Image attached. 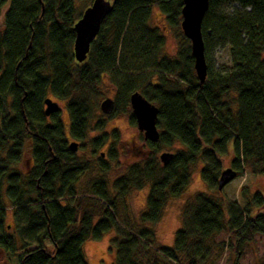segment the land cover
Wrapping results in <instances>:
<instances>
[{
  "label": "trees",
  "instance_id": "16d2710c",
  "mask_svg": "<svg viewBox=\"0 0 264 264\" xmlns=\"http://www.w3.org/2000/svg\"><path fill=\"white\" fill-rule=\"evenodd\" d=\"M78 1H87L82 10L77 0H0V252L20 251V264H88L84 243L115 231L111 264H207L215 238L226 234L234 240L227 246L234 249L233 264H239L246 245L264 237L262 192L246 198L245 207L210 191L194 194L181 209L182 228L171 248L157 244L154 226L186 191L199 160L209 189L218 188L227 170L235 178L244 170L264 177V0L210 1L202 23L203 85L180 26L183 0H110L113 9L82 63L73 55V27L93 0ZM226 3L242 9L226 14L219 9ZM153 7L179 33L174 57L161 54L165 38L150 25ZM212 44L229 48L230 67H214ZM104 75L119 87L108 117L125 111L138 91L159 109L160 138L148 142L151 153L143 163L112 185L102 177L79 193L91 167L70 149L59 111L45 115L44 101L51 94L66 102L69 135L80 146L104 125L94 122L92 105ZM130 121L136 124L133 114ZM106 142L101 136L94 148ZM230 144L233 157L224 167ZM168 149L174 153L164 166L158 154ZM26 152L33 165L23 172ZM108 153L116 155L113 148ZM97 165L102 175L108 172L104 159ZM145 187L139 228L120 223L118 202ZM7 204L14 210L12 232L5 224Z\"/></svg>",
  "mask_w": 264,
  "mask_h": 264
},
{
  "label": "rangeland",
  "instance_id": "374dc122",
  "mask_svg": "<svg viewBox=\"0 0 264 264\" xmlns=\"http://www.w3.org/2000/svg\"><path fill=\"white\" fill-rule=\"evenodd\" d=\"M87 4V1H78L76 6L79 10ZM220 11L226 14H232L236 10H241V6L237 3L222 4ZM151 27L157 28L164 36V46L161 54L169 57L176 56L179 33L176 29L169 26L165 17L160 13L157 7H153L151 16ZM181 31V30H180ZM120 54V52H119ZM208 54L211 62L216 69L226 68L231 66L230 54L228 47L212 44L209 47ZM120 56H118L119 59ZM118 68V65H116ZM149 72V71H148ZM151 72V71H150ZM98 95L92 96V105L95 108L94 122L104 120V125L99 130L90 132L87 138L77 148V158L80 161L88 162L91 171L86 173L78 183V191L84 192L85 188L95 179L106 178L110 185L117 178L124 175L129 168L136 164L143 163L150 155L151 149L148 146V141L144 139V135L139 131L137 124H132L130 116L132 109L127 107L125 111L118 113L114 117L105 116L100 110V104L107 98L115 100L119 91L118 85L113 81V77L104 75L101 81L96 86ZM235 95L231 96V99ZM48 98L56 102L59 107L58 117L63 124L64 134L68 141L70 137V115L66 106V102L56 99L51 94ZM103 136L107 139L106 145L98 150L94 148V141ZM73 142V141H71ZM179 147V146H177ZM113 148L116 155L110 157L108 151ZM164 152L174 153V149H168L158 154V159ZM103 154V155H102ZM233 157L232 145H229L228 154L223 160L224 167L230 165ZM99 159H104L108 162L109 170L105 175L101 174L97 162ZM162 164V162H161ZM33 165V160L30 152H26L23 156L21 169L23 172L27 171ZM204 166L203 161L199 160L192 171L191 182L179 199L169 202L166 206L163 217L160 222L154 226L156 233V241L160 247L171 248L174 245L175 233L182 228L181 209L184 203L194 194L203 192H212L218 197H225L230 200L238 202L242 207L246 206V198H250L255 192H262L264 194V177L255 176L249 170H244L243 174L236 177L229 184H227L221 191L218 188L209 189L205 185L201 177V170ZM148 187L142 190H136L126 198L125 201H119L117 204V217L120 223L139 228V217L146 209V198L148 195ZM8 203V202H7ZM6 208V225L7 230L14 231L15 222L13 219L14 210L7 204ZM96 222V221H95ZM116 238L115 231L105 234L99 240L88 239L84 245L83 250L88 264H111L115 261L116 253L112 248V241ZM216 246L212 249L208 257L207 264H233L236 258L234 249L227 247L229 243L233 244V238L226 234L217 236L214 240ZM219 244V245H218ZM222 244H225L223 246ZM20 251L10 254L0 252V264H20L18 257ZM264 262V237L261 235L255 236V241L246 245L242 255L239 258V264H263ZM177 264H184L178 262Z\"/></svg>",
  "mask_w": 264,
  "mask_h": 264
},
{
  "label": "water",
  "instance_id": "95a60500",
  "mask_svg": "<svg viewBox=\"0 0 264 264\" xmlns=\"http://www.w3.org/2000/svg\"><path fill=\"white\" fill-rule=\"evenodd\" d=\"M210 1L183 0L182 21L180 24L184 36L190 42L194 59V70L200 85H203L207 79L202 23ZM112 9L113 5L110 0H93L74 24L75 40L73 43V55L78 63H82L87 59L91 43L99 34L104 20L111 13ZM129 104L137 127L143 133L144 139L151 143L158 142L160 138V131L157 126L159 109L138 91L131 94ZM44 107V113L47 117L59 111L58 104L49 98L45 99ZM114 108L115 101L110 98L105 99L100 104V110L106 116L111 115ZM69 147L76 152L78 143L73 141L69 143ZM172 157V153L164 152L160 156V160L165 166ZM234 179V173L229 170L224 171L218 180V190L221 191Z\"/></svg>",
  "mask_w": 264,
  "mask_h": 264
},
{
  "label": "flooded vegetation",
  "instance_id": "af4514ba",
  "mask_svg": "<svg viewBox=\"0 0 264 264\" xmlns=\"http://www.w3.org/2000/svg\"><path fill=\"white\" fill-rule=\"evenodd\" d=\"M71 141H73V140H71ZM71 141H68V142L71 143Z\"/></svg>",
  "mask_w": 264,
  "mask_h": 264
}]
</instances>
